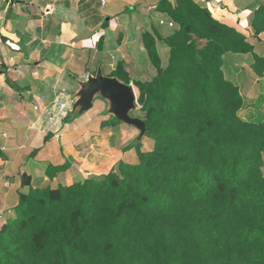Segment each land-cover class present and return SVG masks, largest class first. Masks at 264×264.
Wrapping results in <instances>:
<instances>
[{
  "label": "trees",
  "instance_id": "1",
  "mask_svg": "<svg viewBox=\"0 0 264 264\" xmlns=\"http://www.w3.org/2000/svg\"><path fill=\"white\" fill-rule=\"evenodd\" d=\"M157 12L173 27L142 35L156 75L132 82L152 149L138 144L136 164L70 186L34 189L23 175L0 264H264V121L240 117L241 91L223 73L226 55H252L262 78L264 58L193 0H159ZM251 30L264 33V3ZM123 67L112 76L129 84Z\"/></svg>",
  "mask_w": 264,
  "mask_h": 264
},
{
  "label": "crops",
  "instance_id": "2",
  "mask_svg": "<svg viewBox=\"0 0 264 264\" xmlns=\"http://www.w3.org/2000/svg\"><path fill=\"white\" fill-rule=\"evenodd\" d=\"M193 1L245 34L254 53L264 58V53H257L258 46H264V33L254 37L251 30L254 11L264 0ZM158 4L159 0H0V202L7 205L0 226L17 202L23 175L34 189L70 186L107 175L124 159L127 147L122 149L115 137L117 129L126 127L111 126L113 118L104 116V102L77 119L69 117V109L77 82L95 75L98 66L113 77L122 63L131 83L147 80L151 64L142 35L159 32L164 37L170 32L166 23L172 22L157 12ZM156 49L165 69L169 49L158 39ZM252 64V55H226L224 76L230 80L231 75L239 89H256L264 75L256 78ZM242 97L244 105L252 98L250 93ZM239 115L256 122L249 119L257 111L243 106ZM102 122L110 126L101 129ZM51 169L56 172L50 179ZM12 195L15 200L9 204L6 199Z\"/></svg>",
  "mask_w": 264,
  "mask_h": 264
},
{
  "label": "water",
  "instance_id": "3",
  "mask_svg": "<svg viewBox=\"0 0 264 264\" xmlns=\"http://www.w3.org/2000/svg\"><path fill=\"white\" fill-rule=\"evenodd\" d=\"M77 84L79 88L69 109V117L76 118L89 112L94 107V101L100 98L106 104L104 115L138 131L132 146L141 143L147 129L142 119L130 115L138 110L137 96L132 85L125 84L116 77L104 76L100 66L95 75L88 74Z\"/></svg>",
  "mask_w": 264,
  "mask_h": 264
},
{
  "label": "rangeland",
  "instance_id": "4",
  "mask_svg": "<svg viewBox=\"0 0 264 264\" xmlns=\"http://www.w3.org/2000/svg\"><path fill=\"white\" fill-rule=\"evenodd\" d=\"M168 30L170 31V30H172V29H170V28H168ZM257 53L258 54H263L264 53V46H258V48H257ZM152 66V65H151ZM150 66V71L149 70H147V80L146 81H144V80H142V81H140V82H147V81H149V80H151L152 79V77H154L155 75H156V73H155V70H154V68H152ZM103 75L104 76H107V72L106 71H103ZM230 77H228L229 79L231 78L232 79V77H231V75H229ZM230 79V80H231ZM260 79V78H259ZM244 80H245V82H247V85H249V80L248 79H246L245 77H244ZM255 81V80H254ZM260 82L259 83H257L258 84V86L257 87H255L256 89H251L250 91H246L245 89H240L241 90V94L245 97V98H247V94H251V96H252V98H250L251 99V101H248L245 105L243 104V106H246L247 108H251V109H253L255 112L257 111V115L255 116V117H252V119H249V120H253V121H256V122H258V121H260L261 119H264V96L262 97V99L260 98V95H261V93H264V80H259ZM133 82H136V81H133ZM130 85H132L133 86V88L135 89V86L133 85V83H129ZM260 90V91H259ZM256 91L258 92V93H256ZM135 92H136V89H135ZM247 92V93H246ZM258 99V100H257ZM249 100V99H248ZM97 102V103H96ZM99 102H103V100L102 99H100V98H97L95 101H94V103H95V106H94V108L96 107V105H98L99 104ZM254 113H251V115H253ZM130 115L132 116V117H137V118H140V119H142L143 118V114L140 112V106L138 105V110L136 111V112H131L130 113ZM247 115V114H246ZM104 116H106V115H104ZM248 116V115H247ZM75 117V116H74ZM81 117V116H80ZM79 118V117H78ZM77 119V118H76ZM115 118H113V120H112V123H114V124H116L115 123V120H114ZM70 121H72V119L71 120H69V123H70ZM122 124V123H121ZM125 127L126 128H124V127H122L123 129L121 130H119V129H117V131L118 132H116V133H118L117 135H118V137H117V135H116V137H115V139H117V141L119 140L120 142H119V144H120V146L122 147V149L124 148V147H127V149H126V151H125V156H123V160H121V161H124V162H126V163H129V164H136L137 162H138V158H137V150H136V148L140 145V151L141 152H148V151H150L151 149H152V147H153V141L151 140V139H149L148 137H144L143 139H142V141H141V143L139 144V145H136V146H132L133 145V143H134V141L136 140V138H137V136H138V131L137 130H135L134 128H131V127H129L128 128V126H126L125 125ZM116 167V166H115ZM114 167V168H115ZM4 199V198H3ZM1 200V199H0ZM15 200V196L14 195H12V197H8L7 199H6V201H8L9 202V204L10 203H12L13 201ZM6 207H7V205H4L3 203H1L0 202V214L1 213H4L3 212V208H5L6 209Z\"/></svg>",
  "mask_w": 264,
  "mask_h": 264
},
{
  "label": "built area",
  "instance_id": "5",
  "mask_svg": "<svg viewBox=\"0 0 264 264\" xmlns=\"http://www.w3.org/2000/svg\"><path fill=\"white\" fill-rule=\"evenodd\" d=\"M160 25H165V23H164V22H160ZM166 26H167L168 28H172V27H173V24H172L171 22H169V23H166ZM63 107H64V106H61V109H63Z\"/></svg>",
  "mask_w": 264,
  "mask_h": 264
}]
</instances>
